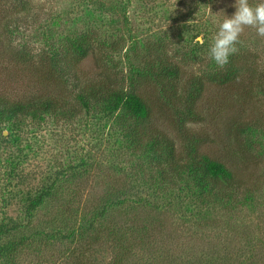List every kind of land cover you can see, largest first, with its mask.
<instances>
[{
    "label": "rangeland",
    "instance_id": "rangeland-1",
    "mask_svg": "<svg viewBox=\"0 0 264 264\" xmlns=\"http://www.w3.org/2000/svg\"><path fill=\"white\" fill-rule=\"evenodd\" d=\"M234 5L0 0V104L70 102L108 80L145 107L138 117L75 106L0 120V226L16 227L0 243L25 241L19 264H76L85 250L89 264H104L111 226L133 246L125 264H264V37L244 28L229 56L241 73L230 78L209 51ZM85 33L94 48L70 70L67 43ZM204 156L232 174L210 178L213 195L181 168ZM46 187L51 196L30 208ZM89 221L100 234L90 250L79 239Z\"/></svg>",
    "mask_w": 264,
    "mask_h": 264
},
{
    "label": "trees",
    "instance_id": "trees-1",
    "mask_svg": "<svg viewBox=\"0 0 264 264\" xmlns=\"http://www.w3.org/2000/svg\"><path fill=\"white\" fill-rule=\"evenodd\" d=\"M92 35L81 34L71 38L67 43L66 52L69 55V62L67 65L68 69L72 70L74 64L79 62L81 59L86 57L89 52L94 48L92 45ZM234 58L228 60V67L225 72L227 78L235 76L241 73V69L234 63ZM42 61V60H41ZM42 63V62H41ZM170 75H177L178 71L176 68L164 69ZM250 71V70H249ZM252 72V71H251ZM73 99L69 101H61L55 96L50 94L39 95L36 98H30L26 100H5L4 103L0 104V120L15 121L22 123L23 119L30 117L33 120L42 119L45 115H62L70 109L69 113H76L75 106L83 107V109H88L95 107L102 112H111V110H122L129 116H136L143 114L145 112L144 102L142 98L131 91H124L122 89H117L111 86L108 80L105 81H94L87 83L79 88V90L72 97ZM182 169H187L189 172L194 174V179L196 186L201 190H205L206 193L213 195L211 192V187L208 186V181L210 178H222L227 179L232 177L230 170L220 161L216 159L202 157L200 160L188 161L182 167ZM48 187L43 190H39L35 198L30 201V208H34L38 203L40 204L44 199L51 196ZM230 198V197H229ZM214 202V200L212 199ZM115 202L112 200L110 203ZM74 205V204H71ZM74 208V207H73ZM107 205L105 206V209ZM103 209V208H102ZM103 210L99 211L96 216L101 215ZM94 224L89 221L82 229L79 234V239L89 240L86 241L87 245L85 249L90 250V246L94 242H98L100 237L99 231L95 232L93 230ZM16 227L11 226H0V240L5 237L10 231H13ZM93 230V231H92ZM90 231V232H88ZM109 235H111V251L107 262L111 264H125L126 258L132 256L133 246L128 245L124 238L123 231H119V228L111 226L110 229L105 230ZM78 239V241H79ZM25 241L17 240H7L4 243H0V255L4 258V262L8 264H19L17 259V254L25 247ZM84 249V250H85ZM86 252V250H85ZM79 254L78 261L76 264H89L91 262L88 259L84 260L86 254ZM100 253L97 254L96 259L98 260ZM105 259V258H104ZM253 260V259H251ZM255 262V263H254ZM251 264H258L253 260Z\"/></svg>",
    "mask_w": 264,
    "mask_h": 264
},
{
    "label": "clouds",
    "instance_id": "clouds-1",
    "mask_svg": "<svg viewBox=\"0 0 264 264\" xmlns=\"http://www.w3.org/2000/svg\"><path fill=\"white\" fill-rule=\"evenodd\" d=\"M234 7V14L220 24L209 50L211 59L221 68L238 51L236 44L245 27L255 28L257 35L264 37V3L252 6L249 0H235Z\"/></svg>",
    "mask_w": 264,
    "mask_h": 264
}]
</instances>
